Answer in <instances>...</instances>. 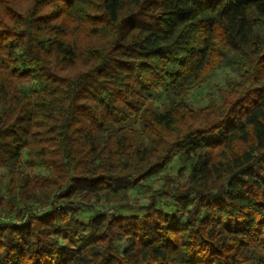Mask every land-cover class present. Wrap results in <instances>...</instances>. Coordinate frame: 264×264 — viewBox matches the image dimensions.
<instances>
[{
	"label": "trees",
	"instance_id": "1",
	"mask_svg": "<svg viewBox=\"0 0 264 264\" xmlns=\"http://www.w3.org/2000/svg\"><path fill=\"white\" fill-rule=\"evenodd\" d=\"M0 264H264V0H0Z\"/></svg>",
	"mask_w": 264,
	"mask_h": 264
},
{
	"label": "rangeland",
	"instance_id": "2",
	"mask_svg": "<svg viewBox=\"0 0 264 264\" xmlns=\"http://www.w3.org/2000/svg\"><path fill=\"white\" fill-rule=\"evenodd\" d=\"M239 74L232 67H225L217 70L206 84H202L196 89L190 90L186 100L193 109L205 107L209 103L210 98L218 99V88L223 87L228 80L238 79Z\"/></svg>",
	"mask_w": 264,
	"mask_h": 264
}]
</instances>
